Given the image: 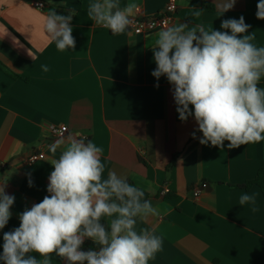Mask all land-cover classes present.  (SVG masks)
<instances>
[{
  "label": "crops",
  "instance_id": "1",
  "mask_svg": "<svg viewBox=\"0 0 264 264\" xmlns=\"http://www.w3.org/2000/svg\"><path fill=\"white\" fill-rule=\"evenodd\" d=\"M35 1L43 7L35 8ZM169 1L133 0L139 5L135 16L149 17ZM172 1L177 9L169 25L203 23L225 31L222 20L243 15L251 25L249 34L255 32L253 43L264 46V20L255 15L258 0H237L222 15L215 0ZM91 2L0 0V63L18 76L0 68V183L15 196L11 218L0 230V252L3 233L19 226V214L49 195L54 155L48 146L60 139L52 128L66 126L61 138L87 137L103 148L105 178L109 170L126 175L161 210L159 217L137 221L138 231L151 228L163 239L162 250L149 264H264V197L256 186L248 191L228 187L252 180L264 166V141L235 149L227 141L223 148L201 145L202 133L192 137L198 128L194 118H178L172 85L151 75L156 65L150 42L160 29L114 35L90 20ZM129 2L121 0L122 5ZM203 4L213 9H203ZM53 8L63 15L75 9L74 49L59 51L46 35L40 12ZM196 10L202 11L199 17ZM40 152L43 158L28 162ZM242 192L257 194L258 211L239 205ZM53 260L67 264L55 254Z\"/></svg>",
  "mask_w": 264,
  "mask_h": 264
},
{
  "label": "clouds",
  "instance_id": "2",
  "mask_svg": "<svg viewBox=\"0 0 264 264\" xmlns=\"http://www.w3.org/2000/svg\"><path fill=\"white\" fill-rule=\"evenodd\" d=\"M236 3L215 0L216 11L222 15ZM256 8V18L264 20V0H258ZM138 10L133 0L123 5L121 0H93L87 15L96 26L115 35L128 30ZM201 12L196 10L194 15L199 17ZM40 14L44 31L57 50L74 49L71 21L75 9L68 15L54 8ZM220 27L225 31L203 23L177 22L155 32L150 47L156 67L151 75L157 81L165 77L172 85L178 118L187 121L192 117L198 125L194 139L199 131L201 145L223 148L227 141V147L235 149L264 141V88L258 86L264 79V46L253 43L255 32L249 34L251 25L243 15L222 20ZM41 68L49 71L47 65ZM48 147L54 155L49 195L19 214L18 227L3 233L0 261L55 264V254L67 264H149L162 250L163 239L151 228L138 231L137 221L162 213L145 198L146 189L115 170H109L105 178L103 148L87 137L70 135ZM28 184L33 186L31 178ZM5 188L0 183V230L8 224L15 203V196ZM256 196L242 192L239 205L250 204L252 212L258 211ZM85 240L96 247L82 250Z\"/></svg>",
  "mask_w": 264,
  "mask_h": 264
},
{
  "label": "built area",
  "instance_id": "3",
  "mask_svg": "<svg viewBox=\"0 0 264 264\" xmlns=\"http://www.w3.org/2000/svg\"><path fill=\"white\" fill-rule=\"evenodd\" d=\"M40 5H43L39 1H35L33 3V6L37 9H41ZM177 7L174 1H169L164 7L158 11L157 13L149 16V17H137L134 16L132 18V23L129 25L128 30L126 32L132 33L134 35H140L149 31H152L154 29H161L166 25H169L171 16L175 13ZM52 132L57 138H61L65 135L67 132L66 126H60L58 128H52ZM45 155L44 153H36L32 154L28 158V162H34L39 158H43ZM4 166L3 164H0V170H3ZM199 194L198 190H195L193 192V198H197Z\"/></svg>",
  "mask_w": 264,
  "mask_h": 264
},
{
  "label": "trees",
  "instance_id": "4",
  "mask_svg": "<svg viewBox=\"0 0 264 264\" xmlns=\"http://www.w3.org/2000/svg\"><path fill=\"white\" fill-rule=\"evenodd\" d=\"M76 1L79 2L80 0H76ZM202 8L206 9V10L213 9V7L211 5H206V4H203ZM0 68H1V70L3 72H5L6 74L10 75L11 77H13V78H17L18 77L17 75L9 72L1 63H0ZM258 86L264 88V82H260V84ZM175 158H176V155H174L172 157L168 168H170L174 164ZM252 186L258 187L260 192H261V194L264 197V166L259 168V170L257 171L255 177L252 180L247 181V182H245L243 184H240V185H229L228 187L231 188V189H242V190L248 191ZM95 247H96V245L91 244V243H87V244H85L83 246L82 250L87 251L90 248H95Z\"/></svg>",
  "mask_w": 264,
  "mask_h": 264
}]
</instances>
